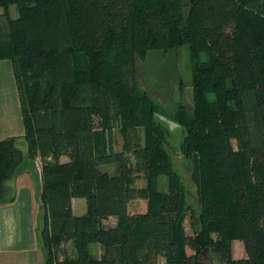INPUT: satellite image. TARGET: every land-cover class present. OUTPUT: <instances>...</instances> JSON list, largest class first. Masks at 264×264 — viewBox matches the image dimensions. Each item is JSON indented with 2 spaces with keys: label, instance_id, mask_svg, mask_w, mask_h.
<instances>
[{
  "label": "trees",
  "instance_id": "obj_1",
  "mask_svg": "<svg viewBox=\"0 0 264 264\" xmlns=\"http://www.w3.org/2000/svg\"><path fill=\"white\" fill-rule=\"evenodd\" d=\"M0 7V58L12 63L25 142L24 152L20 138L0 140V204L14 199L6 182L24 160L42 156L40 264H158L160 257L206 264V246L218 264H264V0H0ZM184 44L194 103L178 100L170 114L138 83L135 59ZM155 113L178 123L181 149L198 154L191 234L183 223L188 194L162 149L167 129ZM118 120L122 139L144 130L139 145L110 148ZM130 149L147 159L141 187L128 181ZM108 165L112 171L101 168ZM136 195L145 209L128 212ZM73 197L85 199V213L72 212ZM110 216L115 223H104ZM235 240L244 257L233 256ZM67 242L75 254L59 257Z\"/></svg>",
  "mask_w": 264,
  "mask_h": 264
},
{
  "label": "crops",
  "instance_id": "obj_2",
  "mask_svg": "<svg viewBox=\"0 0 264 264\" xmlns=\"http://www.w3.org/2000/svg\"><path fill=\"white\" fill-rule=\"evenodd\" d=\"M10 17L13 16L10 14ZM23 134L24 123L12 63L8 58H0V140L18 137L20 141ZM61 159L66 160V157ZM6 188L14 199L0 204V264H40L41 177L32 159L24 160L6 182ZM71 207L75 215L85 213V199L73 197ZM128 212L134 211L128 206ZM115 221L114 216L103 219L106 224H114ZM93 250L97 254L100 252L97 245Z\"/></svg>",
  "mask_w": 264,
  "mask_h": 264
},
{
  "label": "rangeland",
  "instance_id": "obj_3",
  "mask_svg": "<svg viewBox=\"0 0 264 264\" xmlns=\"http://www.w3.org/2000/svg\"><path fill=\"white\" fill-rule=\"evenodd\" d=\"M3 10V8L0 7V12ZM9 14H11V18H17V9L15 4H11L8 7ZM2 22V27L6 30L7 29V24H5V19L1 21ZM139 58L136 57L135 59V65L138 62ZM136 71V68H135ZM136 78L137 81L140 85L144 87V77L143 73L140 71H136ZM148 79H149V74H148ZM42 82H44L42 80ZM182 90L183 87L179 86L178 84V89L173 90L172 93L170 94V99H166L167 102L163 99H159L155 96H152L154 99L155 103L162 108L163 111L167 113H172V109L176 106V102L178 100H182ZM86 92V91H85ZM118 124H120V121L118 120V123H116L114 126V130L112 131L111 134V147L114 151L120 150L123 142H128L129 147L139 145L142 140H143V129H136V132H131L133 135L129 134L125 138L122 139L119 130L117 129ZM119 127V126H118ZM182 135L183 131L181 127H177L173 131L170 130V128H167V132L163 133L164 136V144L162 145V149L166 154V157L169 160V163L171 165V168L174 170L175 174L178 176V179L180 183L183 185L185 189V194H188L185 199V205L188 207L186 209L185 217H184V228L188 234H191L193 232L194 224L197 223V214L195 212V205L196 200L194 197H192L189 194L188 188H187V180H188V175L191 170V155H187L182 149H181V142H182ZM138 142V143H136ZM235 143V142H234ZM18 146L20 149L24 150L25 152V142L23 139L18 141ZM124 157L126 159H129V164L132 167V172L129 171V177L128 181L135 183L136 186L141 187L145 183V175L147 173V169L144 167V165H147V159L144 158H139V161L134 157V155L131 153V149L126 151ZM42 156L37 155L35 156L32 160L34 162V166L36 169L41 173V165H42ZM25 160H28L27 158ZM137 162L141 164L143 167L137 168L136 169V164ZM128 164V163H127ZM145 165V166H146ZM102 169H106V166H102ZM108 168L110 171L113 170V165H108ZM157 187L160 190H167V181L165 176H159L158 177V182H157ZM76 198H81V200L84 201L83 197H76ZM128 206L130 209L134 212H139V211H144L145 206H146V199L142 196H134V198H131L128 202ZM106 222V221H105ZM206 248V251L202 254V251ZM41 254H42V260L43 262L46 252L45 249H40ZM64 251V252H63ZM200 253V259L201 261L205 262L206 264H218L217 256L213 253L210 247H204ZM67 252L70 256L75 254V249L72 246L71 242L63 243L59 246V248L56 249V254L59 257L63 256V253ZM232 254L235 258H241L245 256V250L243 247V243L240 240H235L232 243ZM40 262V263H41ZM158 264H164V259L163 257H160L158 260Z\"/></svg>",
  "mask_w": 264,
  "mask_h": 264
},
{
  "label": "water",
  "instance_id": "obj_4",
  "mask_svg": "<svg viewBox=\"0 0 264 264\" xmlns=\"http://www.w3.org/2000/svg\"><path fill=\"white\" fill-rule=\"evenodd\" d=\"M158 52V49H152L148 50L146 55H145V60H150L152 61V65L156 62L154 60V56ZM169 59L167 63L162 64V65H157L156 63L154 64L156 68V72L152 71L149 74V79L164 83L166 80V77L170 74L169 70L175 71V68H177V52H180L181 55V65H182V60L184 61V64L182 66V69L184 67V72H183V80L191 83L192 82V62H191V51L190 47L188 44H184L177 47H172L167 49ZM157 65V66H156ZM151 70H155L152 69ZM184 103L187 108H192L193 103H194V94H193V87L191 85H188L184 89ZM155 116L162 122L166 129L170 128V130H174L177 127H180L178 123L170 119L169 117H166L164 115L155 113ZM191 170L188 175V180H187V188L189 191V194L194 197L196 200V203L199 204L200 202V180H199V159H198V154L195 152L191 156ZM206 251V248L202 251V254Z\"/></svg>",
  "mask_w": 264,
  "mask_h": 264
},
{
  "label": "flooded vegetation",
  "instance_id": "obj_5",
  "mask_svg": "<svg viewBox=\"0 0 264 264\" xmlns=\"http://www.w3.org/2000/svg\"><path fill=\"white\" fill-rule=\"evenodd\" d=\"M178 48V47H177ZM152 50V49H150ZM147 53V52H146ZM145 53V55H146ZM145 55L138 60V62L136 63V71H140L143 73V77H144V89L148 91V93L152 96H155L159 99H163L167 102L168 99H170V94L172 93L173 90H177L178 89V84L179 86L183 87L182 90V96L184 93V89L186 86L191 85V83H188L186 81L183 80V70L184 67L182 69V66L184 64V61L182 60V65H181V55L180 52H177V68H175V71L169 70L170 74L166 77V80L164 83L158 82L156 81V77H155V81L154 80H150L148 79V73L152 74L153 72H156V68L155 67V63L157 65H162L167 63L169 56H168V52L167 50L163 51L158 49V52H156L155 54V58L153 61H156L153 65H152V61L150 60H145ZM192 62V60H191ZM156 65V66H157ZM153 66V69L155 70H151ZM167 99V100H166ZM183 102H184V96H183Z\"/></svg>",
  "mask_w": 264,
  "mask_h": 264
}]
</instances>
